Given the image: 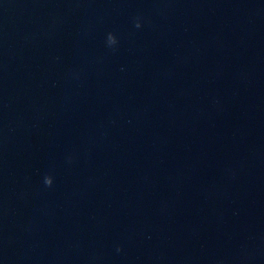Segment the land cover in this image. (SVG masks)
Masks as SVG:
<instances>
[{
    "label": "water",
    "instance_id": "water-1",
    "mask_svg": "<svg viewBox=\"0 0 264 264\" xmlns=\"http://www.w3.org/2000/svg\"><path fill=\"white\" fill-rule=\"evenodd\" d=\"M0 264H264V0H0Z\"/></svg>",
    "mask_w": 264,
    "mask_h": 264
},
{
    "label": "clouds",
    "instance_id": "clouds-1",
    "mask_svg": "<svg viewBox=\"0 0 264 264\" xmlns=\"http://www.w3.org/2000/svg\"><path fill=\"white\" fill-rule=\"evenodd\" d=\"M137 28H140L142 27V25L140 23H136L135 25ZM107 43L109 46H116L119 42L116 38V36L112 33H109L108 34V37H107ZM45 184L48 186V187H51L52 184H53V178L52 177H46L45 178Z\"/></svg>",
    "mask_w": 264,
    "mask_h": 264
}]
</instances>
